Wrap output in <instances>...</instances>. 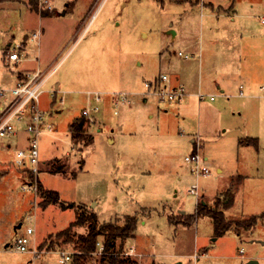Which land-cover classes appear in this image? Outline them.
Returning a JSON list of instances; mask_svg holds the SVG:
<instances>
[{
	"label": "rangeland",
	"instance_id": "374dc122",
	"mask_svg": "<svg viewBox=\"0 0 264 264\" xmlns=\"http://www.w3.org/2000/svg\"><path fill=\"white\" fill-rule=\"evenodd\" d=\"M9 1L24 4L32 14L0 10V46L7 36L21 41L14 51L0 48V64L9 53L23 56L29 35L33 38L38 31L39 36L31 41L35 52L27 62L0 68V88L8 86L1 81L4 73L27 66L52 71L40 109L54 131L42 135L45 164L37 175L15 167L21 144L0 140V264H61L59 253H72L73 246L55 234L82 208L94 212L101 224L123 225L127 215L137 217L134 237L123 244L126 253L135 248L130 257L137 264H248L255 254L264 257V220L251 231L236 227L217 237L210 218L190 224L180 218L195 216L200 200L209 206L223 200L229 188L236 192L229 219L264 212V128L257 131L259 119L264 126V113L259 115L264 99L248 102L237 96L228 100L217 91L210 94L222 76L210 65L209 49L203 44L201 51L200 46L189 47L199 42L202 27L210 25L209 7L216 10V5L234 3L235 10L245 13L254 5L253 25L264 30V0H50L51 9L39 1L40 10L55 6L57 13L49 17L31 9L28 0H1L0 6ZM177 28L174 37L169 31ZM162 74L188 92H198L200 83V93L216 101L199 105L188 100L187 116L177 103L146 89V82ZM56 82L61 86L54 98ZM95 93L102 97L100 110L92 120L85 117L87 137L94 141H71L69 125L83 116ZM120 94L128 96L130 105L113 104ZM250 137L261 138L257 146L240 144ZM197 138L201 158L208 157L202 161L208 176L194 175L185 160L195 149L191 139ZM8 143L11 149L2 150ZM60 166L63 172L52 173ZM236 177L242 178L237 190L232 184ZM193 187L200 197L190 194ZM69 203L77 206L61 207ZM27 228L34 230L32 252L20 253L13 243ZM86 231L76 227L73 236ZM98 256L88 264H97Z\"/></svg>",
	"mask_w": 264,
	"mask_h": 264
},
{
	"label": "crops",
	"instance_id": "0c3cea01",
	"mask_svg": "<svg viewBox=\"0 0 264 264\" xmlns=\"http://www.w3.org/2000/svg\"><path fill=\"white\" fill-rule=\"evenodd\" d=\"M202 4L207 3L203 0ZM54 2V1H53ZM209 4L214 5L213 3L209 2ZM54 5V4H53ZM215 6V5H214ZM239 6V5H238ZM221 7V11L217 12V8ZM240 5V9H241ZM216 10L210 9V17H212V21H210V25L206 26L204 25L202 28V36L199 39V42L190 44V49H197L200 46V51L202 49V44L204 45V48L206 50L210 51L212 54L211 57V66L215 67L218 70V74H220L222 77L219 81L215 82V85H212V90L210 89V94L216 95V91L218 92L219 96L230 100L232 96H237L238 98L248 99V102L253 101L254 99L262 100L264 99V30L263 29H257L252 22V18H254L253 11L255 10L254 5H250L249 13L245 12H238L235 10V4L230 3L227 4L226 7L216 5ZM25 10L27 15H31L32 13L28 8L24 6V4H20L17 2L9 1L5 3V5L0 6V10L3 12L7 11H21ZM55 9V6H54ZM239 9V10H240ZM38 15V14H37ZM264 17L260 18V23L264 25ZM174 32L172 34L174 37H177L179 34V29H172L169 31ZM38 33L34 32V34ZM26 36V35H25ZM24 36V39H25ZM34 38H31L29 35V38L27 39V43L29 45L31 44V41ZM4 43L0 48H11V51H14L15 48L20 45L21 42H15L12 37H4ZM26 47V50L23 52V56H19L20 59L18 61V64L16 66H19V64H22L24 62H27L28 59H30V55L35 52L33 45L32 47L29 46ZM3 53V51H2ZM25 55L27 57H25ZM200 57L202 56V53H199ZM190 58V57H189ZM188 59V58H187ZM3 60V59H2ZM1 60V63L5 64L4 61ZM38 60V59H37ZM206 61H203L201 64H205ZM10 68V67H9ZM48 68V67H47ZM43 71V69H40L39 66L34 67H24L21 70L11 71V74L4 73L2 75L1 81L3 84L8 85L6 87H1L0 89H9L14 87L18 82H20L23 79H26L28 75L34 73L35 71ZM48 70V69H47ZM44 72V71H43ZM220 72V73H219ZM171 84V79H170ZM172 85V84H171ZM181 85L180 83L174 84L172 86H178ZM61 86L60 82L55 83V92H53V97H56L57 91H59ZM187 91V90H186ZM202 92L201 84L199 83L198 86V92L194 93L192 91L188 92L185 96V98L177 102V107L179 112H184L186 115L187 113V101L193 103V101L197 100L198 104L201 105L202 102H200L197 98V94ZM242 93V94H241ZM116 93H113L115 95ZM126 94V93H125ZM214 101L211 102H215ZM131 103V102H130ZM182 103V104H181ZM116 107L120 106L121 104L130 105L127 102L121 103L119 102L118 105L116 103H113ZM41 108V104H40ZM42 110V109H41ZM262 109H259V115H262ZM260 115V117H261ZM188 116V115H187ZM259 117V118H260ZM264 128L260 125V119L259 124H257V131L258 129ZM54 131V126H53ZM52 131V132H53ZM250 139L254 140H260L259 137H250ZM194 139H191V142L193 143ZM8 141H16L18 144H21L22 147L25 144V134L22 133L18 138L11 139ZM72 141V140H71ZM12 144L8 143L6 146L2 147V150L11 149ZM21 147H17V150ZM204 161H208V157L205 156ZM45 164V161L42 160V165ZM219 173L222 172V170H218ZM182 214H185L182 212ZM263 256L253 255L250 257V261H259L263 260ZM259 260V261H258ZM137 264V263H136Z\"/></svg>",
	"mask_w": 264,
	"mask_h": 264
},
{
	"label": "built area",
	"instance_id": "2783aa9c",
	"mask_svg": "<svg viewBox=\"0 0 264 264\" xmlns=\"http://www.w3.org/2000/svg\"><path fill=\"white\" fill-rule=\"evenodd\" d=\"M40 2L42 5H46V8L51 9L49 5L50 0H40ZM38 36L39 34L36 33L33 35V38L36 39ZM179 55L185 58L190 57L188 54H184V52H179ZM19 59L18 53H9L5 64H0V68L11 66L12 63H17ZM52 74V71L49 73L38 71L28 75L26 79L21 80L12 88L0 89V140L16 139L24 133L25 144L16 150L13 163L16 168L34 173L35 175L39 174V167L42 164L40 154L42 135L46 132L53 131V126L48 123L46 114L40 109V99L43 94V88ZM145 87L160 100L169 103L180 102L187 94L185 86H172L170 84V78L165 74H162L153 81L146 82ZM197 98L200 102L207 99H209V101L215 100V96L208 97L202 93H198ZM93 102H96V104H93ZM101 102V94L95 93L94 101L90 99L88 107L83 110L82 115L91 120L94 119V116L100 110L99 103ZM119 102H129L128 96L120 94V99L116 105H118ZM199 140V138L193 140L195 150L192 155L186 157L185 160L192 164L191 172L194 175L208 176L210 171L206 166L202 165L204 159L200 156L199 149L202 146L201 143L199 145ZM30 188L33 187L30 185ZM189 192L192 195L200 197V193L196 187H193ZM33 234L34 230L32 228H27L24 234L18 235L13 243L16 251L20 253L32 252L31 236ZM103 250L104 246L99 243L96 255H101ZM134 251L135 248H132L128 253L125 252V255L132 256ZM59 254L61 264H73L72 253L60 252Z\"/></svg>",
	"mask_w": 264,
	"mask_h": 264
},
{
	"label": "trees",
	"instance_id": "16d2710c",
	"mask_svg": "<svg viewBox=\"0 0 264 264\" xmlns=\"http://www.w3.org/2000/svg\"><path fill=\"white\" fill-rule=\"evenodd\" d=\"M1 1V0H0ZM29 6L35 12L39 13L42 17H49L57 12L53 10H40V0H28ZM183 1V0H179ZM88 121L84 116L76 118L69 125V133L72 141L86 140V145H91L94 141L93 137H87V130L85 128ZM241 145H255L257 146V140L244 139L240 141ZM195 150V149H194ZM193 150V152H194ZM64 171V166L53 167L52 173H61ZM31 173V172H30ZM33 176V174H31ZM242 178L236 177L232 184L236 183V190L241 184ZM234 191L229 188L223 194V200L218 198L213 206L205 200H200L197 204V212L195 216L180 215L181 220H185V224L192 223L195 219L201 217H208L211 219L214 227L215 236H224L229 231L236 227H241L246 231H251L259 221L264 220V212L260 215H253L248 218H240V220L229 219L227 212L234 206L235 203ZM44 203L42 206H46ZM77 205L75 203L61 204L63 209H73ZM79 207V206H78ZM82 211L76 212L75 220L64 230L55 234V238L58 241H62L63 244L73 246V264H88L92 261L98 252V244L101 243L104 246V250L97 259V264H136L130 256H126L123 248V244L134 237L137 229L138 219L136 216L127 215L123 225L114 224L112 222L99 223L98 217L94 212L86 211L83 208ZM173 221V218H171ZM180 220V221H181ZM76 227H85L86 233L73 236V230ZM54 236H51L52 238ZM102 238V241H101ZM121 243L118 246V243ZM44 242L40 247L43 248L46 244Z\"/></svg>",
	"mask_w": 264,
	"mask_h": 264
},
{
	"label": "water",
	"instance_id": "95a60500",
	"mask_svg": "<svg viewBox=\"0 0 264 264\" xmlns=\"http://www.w3.org/2000/svg\"><path fill=\"white\" fill-rule=\"evenodd\" d=\"M65 13V12H64ZM171 34H174V32L172 31ZM248 264H259L257 261H250Z\"/></svg>",
	"mask_w": 264,
	"mask_h": 264
}]
</instances>
